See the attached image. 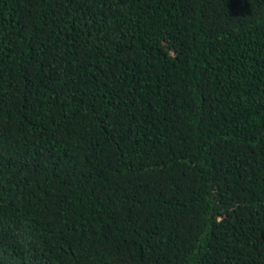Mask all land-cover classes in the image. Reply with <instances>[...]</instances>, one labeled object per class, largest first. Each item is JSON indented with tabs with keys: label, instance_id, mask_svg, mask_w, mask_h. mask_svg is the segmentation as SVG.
<instances>
[{
	"label": "trees",
	"instance_id": "1",
	"mask_svg": "<svg viewBox=\"0 0 264 264\" xmlns=\"http://www.w3.org/2000/svg\"><path fill=\"white\" fill-rule=\"evenodd\" d=\"M0 264H264V0H0Z\"/></svg>",
	"mask_w": 264,
	"mask_h": 264
}]
</instances>
